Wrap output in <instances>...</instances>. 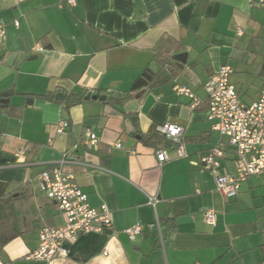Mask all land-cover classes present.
I'll return each instance as SVG.
<instances>
[{
  "label": "crops",
  "instance_id": "crops-1",
  "mask_svg": "<svg viewBox=\"0 0 264 264\" xmlns=\"http://www.w3.org/2000/svg\"><path fill=\"white\" fill-rule=\"evenodd\" d=\"M223 64L239 98L256 100L264 89V0H0V92L12 90L0 102V189L10 195L0 211L13 226L0 247L3 264H48L25 255L42 227L64 224L40 188V173L55 166L92 206H107L112 224L64 241L67 255L52 264H264V174L226 198L200 163L221 145L217 171L234 172L204 89ZM144 69L153 79L132 88ZM60 120L69 127L57 133ZM165 122L182 126L184 155L156 130ZM87 131L96 136L92 147ZM157 148L166 161H157ZM133 225L141 232L128 237L123 230Z\"/></svg>",
  "mask_w": 264,
  "mask_h": 264
},
{
  "label": "built area",
  "instance_id": "built-area-1",
  "mask_svg": "<svg viewBox=\"0 0 264 264\" xmlns=\"http://www.w3.org/2000/svg\"><path fill=\"white\" fill-rule=\"evenodd\" d=\"M65 1L70 6L75 4V0ZM238 33H241L240 29ZM34 49L41 50V47L36 44ZM231 73L232 67L229 64L221 65L207 78L204 89L208 98L207 118L212 121V129L226 137L227 145L233 153L234 172L217 171L219 159L224 157L221 145L213 146L200 157L202 167L213 172L216 187L226 198L236 196L240 184L249 176L264 174V89L256 100L246 104L230 82ZM174 89L188 95L193 106L199 102V98L189 87L175 85ZM68 127L67 120H60L56 123V132L62 133ZM156 130L177 145L178 156L184 155L181 125L165 122L156 126ZM96 141L95 134L87 131L85 146L92 147ZM116 147H121V144L117 142ZM155 156L159 163L168 159L166 151L161 148L155 150ZM39 177L41 190L55 202L64 217V224L60 227H42L38 232L37 247L28 252L25 258L43 259L52 264L55 258L67 255L64 241L73 242L80 233L98 232L111 226V212L105 204L92 206L87 194L60 166H55L51 171H42ZM156 202L157 198L149 197V204L154 206ZM204 219L207 223L214 224V211L206 210ZM123 231L128 237H132L140 234L141 226L133 225ZM0 264H3L1 256Z\"/></svg>",
  "mask_w": 264,
  "mask_h": 264
},
{
  "label": "trees",
  "instance_id": "trees-1",
  "mask_svg": "<svg viewBox=\"0 0 264 264\" xmlns=\"http://www.w3.org/2000/svg\"><path fill=\"white\" fill-rule=\"evenodd\" d=\"M176 59L184 61L185 54H180L176 56ZM153 79V74L149 69H144L141 74L137 77V79L133 82L132 88H139L146 86ZM155 138V136L150 135V139ZM10 201L9 193H4L2 189H0V206L2 203L6 204ZM13 228L11 225V218L9 213H1L0 211V247H2L9 239H11L12 235L9 234V231Z\"/></svg>",
  "mask_w": 264,
  "mask_h": 264
},
{
  "label": "water",
  "instance_id": "water-1",
  "mask_svg": "<svg viewBox=\"0 0 264 264\" xmlns=\"http://www.w3.org/2000/svg\"><path fill=\"white\" fill-rule=\"evenodd\" d=\"M12 92V90H7V91H4V92H0V102H3L6 97ZM95 98V96H90V94H87L84 98L85 99H89V98ZM99 98L101 100L105 99V95H100Z\"/></svg>",
  "mask_w": 264,
  "mask_h": 264
}]
</instances>
